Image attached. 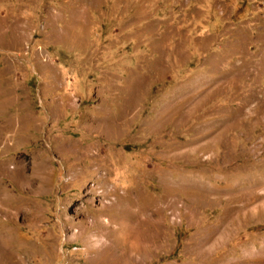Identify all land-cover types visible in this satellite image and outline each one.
<instances>
[{"label":"rangeland","instance_id":"374dc122","mask_svg":"<svg viewBox=\"0 0 264 264\" xmlns=\"http://www.w3.org/2000/svg\"><path fill=\"white\" fill-rule=\"evenodd\" d=\"M0 178V264H264V0H0Z\"/></svg>","mask_w":264,"mask_h":264},{"label":"bare ground","instance_id":"6f19581e","mask_svg":"<svg viewBox=\"0 0 264 264\" xmlns=\"http://www.w3.org/2000/svg\"><path fill=\"white\" fill-rule=\"evenodd\" d=\"M9 129H11V128H9ZM13 129V128H12ZM4 130H6V129H4ZM14 130V129H13ZM16 130V129H15ZM17 132V131H16ZM7 133V132H6ZM10 133V132H9ZM14 133V132H13ZM15 137H16V135H15ZM2 138V137H1ZM9 139H10V137H9ZM7 140V139H6ZM5 140V141H6ZM13 141V140H12ZM7 143V142H6ZM3 147V146H2ZM10 148H11V146H10ZM8 164V163H7ZM10 164V163H9ZM2 167H4V166H2ZM15 168V167H14ZM4 170V169H3ZM15 170V169H14ZM40 174V173H39ZM43 174V173H42ZM47 174H49V173H47ZM46 175V174H45ZM1 179V178H0ZM7 200V199H6Z\"/></svg>","mask_w":264,"mask_h":264}]
</instances>
